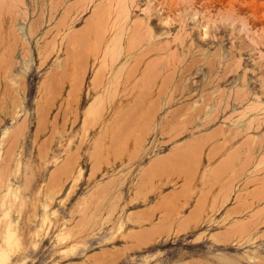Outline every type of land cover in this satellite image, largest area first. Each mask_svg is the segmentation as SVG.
I'll return each mask as SVG.
<instances>
[{
	"label": "rangeland",
	"instance_id": "obj_1",
	"mask_svg": "<svg viewBox=\"0 0 264 264\" xmlns=\"http://www.w3.org/2000/svg\"><path fill=\"white\" fill-rule=\"evenodd\" d=\"M0 73V264H264V0H2Z\"/></svg>",
	"mask_w": 264,
	"mask_h": 264
},
{
	"label": "bare ground",
	"instance_id": "obj_2",
	"mask_svg": "<svg viewBox=\"0 0 264 264\" xmlns=\"http://www.w3.org/2000/svg\"><path fill=\"white\" fill-rule=\"evenodd\" d=\"M1 1H2V0H0V2H1ZM30 34H31V33H30ZM8 60H10V59H8ZM7 62H8V61H7ZM7 62H6V63H7ZM13 62H14V61H13ZM13 62H12V63H13ZM4 63H5V62H4ZM9 63H10V62H9ZM15 63H16V62H15ZM7 65H10V64H8V63L5 64V70H6V71H5L4 68H3V70L5 71V72L3 71V73H4V74H3V77H4V78L7 76L8 71H9L10 74L13 73V72H12V73L10 72V71H12V69H10L12 65H10V67L7 66ZM6 66H7L8 68H7ZM12 67H14V66H12ZM7 70H8V71H7ZM9 73H8V74H9ZM0 74H1V73H0ZM10 74H9V76H10ZM5 75H6V76H5ZM15 75H16V74H15ZM15 75L13 76L14 78H18V77H19V75H18V77H17V75H16V77H15ZM52 76H53V75L51 74L50 77H48V79H47L48 82L51 81V79L53 78ZM11 77H12V76H11ZM13 77H12V78H13ZM4 78H2V79L4 80ZM14 78H13V79H14ZM2 79H1V80H2ZM49 79H50V80H49ZM9 80H10V82H11L12 79H9ZM19 80H20V78H19ZM15 81H17L18 84L20 83L18 80H15ZM1 82H2V81H1ZM3 82H5V81H3ZM7 82H9V81L6 79V83H7ZM6 83H5V84H6ZM2 84H3V83H2ZM20 85H21V84H20ZM4 86H5V85H4ZM14 86H16V85H14ZM14 86H12V84H11V85L9 84V89H10V87H11L12 90H14V88H13ZM5 87H6V86H5ZM5 87H4V90L7 91L6 88H8V87H6V88H5ZM15 90H17V89H15ZM132 90H134V89H132ZM9 92H10V90H9ZM15 92H16V91H15ZM4 93L7 94L6 92H4ZM9 94H10V93H9ZM148 94H149V95H155L154 92H149ZM157 96H159V92H158V95H157ZM150 97H151V96H150ZM172 99H173V97L171 98V100H172ZM56 172H57V170H55L53 173L56 175V174H57ZM58 173H59V172H58ZM54 174L52 175L53 177H55ZM53 177H52V178H53Z\"/></svg>",
	"mask_w": 264,
	"mask_h": 264
}]
</instances>
